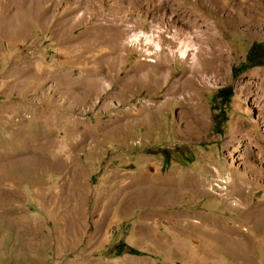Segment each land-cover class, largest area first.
Wrapping results in <instances>:
<instances>
[{
  "label": "rangeland",
  "instance_id": "obj_1",
  "mask_svg": "<svg viewBox=\"0 0 264 264\" xmlns=\"http://www.w3.org/2000/svg\"><path fill=\"white\" fill-rule=\"evenodd\" d=\"M172 2L0 0V264H264V0Z\"/></svg>",
  "mask_w": 264,
  "mask_h": 264
},
{
  "label": "bare ground",
  "instance_id": "obj_2",
  "mask_svg": "<svg viewBox=\"0 0 264 264\" xmlns=\"http://www.w3.org/2000/svg\"><path fill=\"white\" fill-rule=\"evenodd\" d=\"M173 2H174V0H173ZM172 2V3H173ZM175 39V38H174ZM152 39H149V38H147L146 39V41H147V43H152V41H151ZM189 40V39H188ZM190 41V42H189ZM189 41H187V42H189L190 44L186 47V48H189V49H194V51L196 52V54L198 55V56H196V57H201L202 56V52H201V50H199L198 48H195L194 47V45H193V42L191 41V40H189ZM183 43V42H182ZM185 43V42H184ZM154 45V44H153ZM155 47H156V49L158 50L159 49V46L158 45H156L155 44ZM189 51L188 50H185L183 53H182V57L183 58H185L187 55V53H188ZM148 54L149 55H151V52H149L148 51ZM153 55V54H152ZM197 72H199V69L197 70ZM199 74V73H198ZM262 150H264V147H262L261 148Z\"/></svg>",
  "mask_w": 264,
  "mask_h": 264
},
{
  "label": "trees",
  "instance_id": "obj_3",
  "mask_svg": "<svg viewBox=\"0 0 264 264\" xmlns=\"http://www.w3.org/2000/svg\"><path fill=\"white\" fill-rule=\"evenodd\" d=\"M118 248L121 250L122 253L130 255V256H139V253L129 247H126L122 244L118 246Z\"/></svg>",
  "mask_w": 264,
  "mask_h": 264
}]
</instances>
